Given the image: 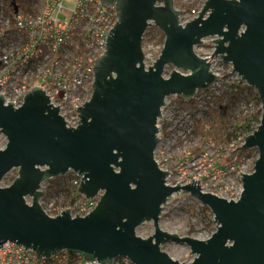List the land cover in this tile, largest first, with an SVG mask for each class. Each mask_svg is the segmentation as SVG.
Segmentation results:
<instances>
[{
    "label": "water",
    "instance_id": "1",
    "mask_svg": "<svg viewBox=\"0 0 264 264\" xmlns=\"http://www.w3.org/2000/svg\"><path fill=\"white\" fill-rule=\"evenodd\" d=\"M100 2L114 7L118 20L95 61L92 97L78 108L76 128L66 127L40 87L17 108L5 105L0 95V134L6 138L0 184L18 170L9 186H0V247L12 242L37 258L68 251L100 264L120 257L131 264H264V0H206L185 26L172 0ZM152 26L164 42L156 62L145 68L143 36ZM208 37L214 38L211 57L230 64L261 104L258 128L228 157L257 152L254 170L242 175L243 192L234 202L202 192L199 182L167 185L169 172L154 160L164 100L175 96L189 102L220 80L208 58L195 53ZM166 67L172 71L164 77ZM69 171L81 177L79 195H101L85 217L72 218L65 209L52 219L40 204L41 185ZM177 193L209 209L217 226L209 239L159 228L166 202ZM145 222H152L154 233L142 239L136 229ZM169 242L186 245L194 256L191 263L162 251Z\"/></svg>",
    "mask_w": 264,
    "mask_h": 264
},
{
    "label": "built area",
    "instance_id": "2",
    "mask_svg": "<svg viewBox=\"0 0 264 264\" xmlns=\"http://www.w3.org/2000/svg\"><path fill=\"white\" fill-rule=\"evenodd\" d=\"M172 1L175 9L181 12L179 24L182 26L196 18L206 2V0ZM180 4H194V6L191 11L186 12L180 10ZM64 11L62 0H33L28 7L20 8L18 6L11 8V10L0 11V95H2L5 105L13 103V107L17 108L23 104L24 97L31 89L40 87L49 99L50 104L54 108H59V116L64 120L66 127L73 129L80 123L78 108L82 107L92 97L93 67L96 59L102 56L104 52L107 35L114 29L113 26L118 20V16L114 7L106 8L101 4L100 0H75L73 8L68 10V16L61 18V14ZM152 27L148 28L143 36L142 48L145 68L152 66L156 62L163 48V44H158L157 39L148 33ZM146 34L147 36L145 37ZM213 41L214 38H205L201 41L200 47L195 48V53L198 57L202 59L208 58L207 61L211 63L210 71L220 79L207 92L198 91L193 97L192 100L197 102L203 111L213 106L210 101L211 96H218V89L221 84L235 83L237 85H246L233 72V67L230 64L225 65L220 58L211 57L215 46ZM143 44L150 48L160 46L158 56L149 57L145 53ZM182 73L185 72L183 71ZM254 93L258 100L255 89ZM255 95L246 99L242 98L233 110L237 116L241 117L240 120L244 125L249 123L248 131L244 133H249L250 135H253L258 128L262 114L260 100L259 105H257L254 99ZM168 98H173V106L167 104L166 100ZM168 98L164 100V106L160 112L161 117L157 122V137L160 141L154 152V160L162 171L169 172L165 179L167 185L176 186L179 182L180 185H187L191 181L187 183L181 180L177 184L169 183L168 178L172 174L170 169L168 168L167 170V167L164 166V161L167 158L164 156H168L169 149L167 145L172 139L170 138L172 132L170 131L169 120L173 116V112H177V116L182 114V118L185 121V127L180 131L181 137L185 138V142L186 140L189 141V136H191L193 130V122L189 119L190 115L187 113V109L179 106L177 103L178 99L175 96ZM203 104H206V106H203ZM259 111V123L257 124L254 120L252 121V117L257 115ZM239 132H242L241 128L235 135H239ZM248 136L247 134L240 135L229 145L225 142L217 145L218 148L214 150L217 153L215 156L209 155V149L204 148L198 155L195 156L193 154L195 157L200 155L201 160L207 163L205 169L207 174L203 175L204 178H202L203 181L209 182V185H206L207 190H203L199 177L198 179L193 177L194 179L192 180L199 182L202 192L213 194L232 202L240 198L243 192L242 175L253 172V165L257 155L255 160L251 157L253 162L251 165L252 169L249 171H241L244 161L248 160L246 157H244L243 161L241 159L239 164L236 162L239 159L228 162L223 166L219 165V161L221 157H225V154L227 157L232 150L242 147L245 138ZM4 139V146L0 150L6 146V138L4 137ZM198 145L193 148H197ZM70 173L75 176L71 184L77 188L78 193L81 177L71 171ZM231 175H234L233 181L230 180ZM100 195L101 192L94 199H85L79 195L80 197L66 209L70 210L72 218H75L76 214L79 217H85L94 210ZM43 210L52 219L65 211L63 208L53 210V212ZM0 264L100 263L97 261L88 262L84 260L82 255H75L68 251L55 253L49 258H37L34 251L26 250L24 246H18L12 242H5L0 247ZM110 264H131V262L126 257H120L112 259Z\"/></svg>",
    "mask_w": 264,
    "mask_h": 264
},
{
    "label": "rangeland",
    "instance_id": "3",
    "mask_svg": "<svg viewBox=\"0 0 264 264\" xmlns=\"http://www.w3.org/2000/svg\"><path fill=\"white\" fill-rule=\"evenodd\" d=\"M75 0H62V6L64 7V13L61 14V18L68 16V10L73 8ZM181 1V0H177ZM189 1V0H187ZM197 8V7H196ZM149 40V38H148ZM147 40V41H148ZM146 43V41H145ZM145 53L149 55V57L158 56V53L160 52V46L159 47H147L145 44H143ZM164 76H167L171 68L166 67L165 68ZM168 105H174L173 98H168L166 100ZM203 106H206V104H203ZM182 109L181 107H179ZM173 116L170 117L169 120V126H171L170 131L172 132L170 138L171 141L167 145L168 156L165 155L164 157H167L164 161V166L170 169L171 176L168 178L169 183L171 184H177L178 181H186L187 183L192 181L195 177L201 181L200 185L202 186L203 190L206 191L207 187L206 185H209V182H205L202 180L204 178L203 175H206L205 172L207 163H204L201 160V156L195 157L193 155L192 149L193 147H196L198 144L202 145L201 147L204 149H209L208 154L215 156L217 153L214 151L218 148L217 145L222 144L216 143L212 138H204L202 136H194L193 133H191V136H189V141L185 138L181 137L180 131H182L185 127V121L182 118V114H178L177 112H173ZM200 116V115H199ZM198 116V117H199ZM190 120H192L189 117ZM241 117L237 116L236 113L233 114L231 118V125L228 126V133L233 130V126L239 128H242V132H239V135H235V133L232 135L233 138H231L228 141H225L226 144L232 143L233 140H236L238 136H243L244 134L250 135L249 133H244L248 131V129H245L242 127L244 125L242 121L240 120ZM193 122V120H192ZM169 131V133H170ZM238 131V130H237ZM253 131V130H252ZM251 131V132H252ZM5 139L2 134H0V149L4 146ZM205 145V146H204ZM206 151V150H205ZM204 151V152H205ZM235 150H232L234 152ZM237 151V149H236ZM249 151V150H248ZM232 152L226 157H221V160L219 161V165L223 166L227 164L228 162H232L236 160L237 164H239V161H243L244 157L246 159L244 161L243 167L241 168V171H249L252 169V162L253 160L251 157L256 158L254 153H246L239 156L238 152L232 156L231 160H228V157L232 154ZM202 155V154H201ZM228 160V162H227ZM17 169H14L10 171L1 182L0 186L5 188L9 186L17 177ZM68 177V183H72V180L75 179V176L70 173H66L63 175V177ZM63 177L55 178L57 182L64 181ZM234 175L230 176V180L233 181ZM206 180V177H205ZM49 190H47V188ZM42 190L44 191V195L41 198L40 204L43 209L47 211L53 212V210H58L63 208L64 210L68 208L73 203L72 198L67 196L65 191H59L54 189L52 185L50 186L48 182H45L41 185ZM30 202V200H28ZM72 202V203H71ZM166 207L160 214V220H159V228H161L166 233H172L177 234L178 236L183 237H191L195 238L199 241L207 240L210 238V236L215 232L217 226L213 223V215H211L210 211H203L202 208L205 207L202 204H199V202L193 198L190 195H184L182 193H177L173 196L169 201L166 202ZM209 210V209H208ZM212 222V223H211ZM211 223V224H210ZM154 229L152 222H145V224L139 226L136 229V235L142 239H145L151 235H153ZM161 250L164 251L172 260H176L177 262L182 263H191L194 256L189 253L191 251L186 245H183L181 243H173L169 242L168 244L161 247Z\"/></svg>",
    "mask_w": 264,
    "mask_h": 264
},
{
    "label": "trees",
    "instance_id": "4",
    "mask_svg": "<svg viewBox=\"0 0 264 264\" xmlns=\"http://www.w3.org/2000/svg\"><path fill=\"white\" fill-rule=\"evenodd\" d=\"M33 0H0V11L1 10H11V8L16 7H28L32 3ZM194 4L186 5L180 4V10L189 12L193 8ZM148 33L157 39V43L163 44L164 36L157 28L152 27L149 29ZM147 34L145 35V37ZM219 94L218 96L212 95L210 101L213 103L212 107H208V110L203 111L198 106L197 102L193 100L189 102H181L180 100L177 101L179 106L182 108L187 109V113L190 115V118L193 120V130L192 133L194 136H202L204 138H212L216 143L225 142L231 139L232 135L235 133L237 134V127L233 126V130L228 133V126L231 125V118L234 114L233 110L240 100L250 98L254 93V89L247 87L246 85H237L235 83L229 84H221L219 87ZM256 95L254 99L256 100V104L259 105V100L256 99ZM200 115V116H199ZM199 116V117H198ZM259 116L260 111L257 115H253L252 121L254 120L259 123ZM166 127V126H163ZM245 129L249 128V123L246 125H242ZM242 129V128H241ZM198 136V137H199ZM202 145H198L197 148H193L192 152L196 156L198 153L202 152L203 148ZM254 153L255 156L257 155L256 150H249L238 152V155H245L246 153ZM228 162V160H227ZM64 181L57 182L56 179H52V181L48 182V184L58 190L67 194L70 198H72L73 202L80 197L77 193V188L74 187L71 183H68V177H63ZM49 190L48 187H46ZM72 203V202H71ZM203 211L209 212L207 207L202 208ZM212 223V222H211ZM210 223V224H211Z\"/></svg>",
    "mask_w": 264,
    "mask_h": 264
},
{
    "label": "bare ground",
    "instance_id": "5",
    "mask_svg": "<svg viewBox=\"0 0 264 264\" xmlns=\"http://www.w3.org/2000/svg\"><path fill=\"white\" fill-rule=\"evenodd\" d=\"M188 184H189V183H188ZM188 184H187V185H188Z\"/></svg>",
    "mask_w": 264,
    "mask_h": 264
}]
</instances>
